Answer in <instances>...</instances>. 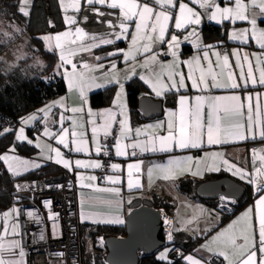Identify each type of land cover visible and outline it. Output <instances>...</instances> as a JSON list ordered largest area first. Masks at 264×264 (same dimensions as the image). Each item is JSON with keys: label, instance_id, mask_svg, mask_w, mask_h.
<instances>
[{"label": "snow or ice", "instance_id": "1", "mask_svg": "<svg viewBox=\"0 0 264 264\" xmlns=\"http://www.w3.org/2000/svg\"><path fill=\"white\" fill-rule=\"evenodd\" d=\"M89 6L91 11L99 16L111 15V13L105 14L100 9L94 7L95 5H106L111 9H119L120 12V24L119 32L114 33L115 39L101 37H91L92 43H85L86 33L80 27L75 28V38H72L73 33L67 31L56 36H45L43 39L48 44V51L59 52V68H64L62 73L63 79L67 83V87L70 91H76L79 93L82 99L81 107L68 108L63 98L60 101L53 102L38 110V113H42V116L37 114H30L27 117H22L20 120L21 127L17 130L11 126L5 127L0 130V137L13 134L14 142L8 153H0V162L6 167V170L14 177L22 175L23 171H28L31 168H39L40 163L36 161L22 160L15 154L16 142H26L29 145H35V147L41 150V158L44 160H54L57 164H62L65 168L72 170V162L65 159L61 149L59 147H53L51 144H46L42 141L41 137H48L55 140L57 145L63 146V148L69 151L85 152L88 150L89 141L84 139L83 124L77 120H72V129L63 127L66 119L64 112L70 111L72 113H79L83 111V104L86 101V91L92 87H104L106 84H118L119 91L117 92L116 100L114 104L118 105L121 109V114L124 111V105L119 104V100L123 95L124 84L121 83L115 60L110 63V69L104 71L101 77L92 75V73L105 69V64L102 61L106 57H118L123 56L124 61H136L137 56H144L145 59L141 67L150 69L152 65L158 63V54L153 51V46L157 43H167L168 51L165 55L170 54L173 58V64L170 66L173 69L179 67L180 63H185L190 66V71L187 77L181 72L172 70L165 71V65L161 64V71L154 72L152 77H146L141 75L140 78L148 83L152 87L157 96L164 95L167 91L173 89L179 91V89L185 88V80L192 82V87L197 91H206L216 88H231L237 89L243 87L247 90L249 85L256 88L257 85L264 87V29H260L257 26V16L264 17V0H229V3L233 6H224L221 8L216 0H191L193 4H199V6L208 12L211 8L212 11L208 14V18L216 20L220 23L224 20H236L247 21L250 25V29H241L234 31L230 35V39L239 40L243 44L249 43V36L260 48L259 53L249 54L244 52L241 56L239 51L233 52L236 57V67L240 69L239 77H235L231 71L228 72L229 83L222 84L217 80V74L209 66L207 73L201 68L200 76L197 79L193 73L191 65L194 63L199 65L200 58L195 57L189 61H179L180 53L177 51L181 43L180 39L175 33L171 34V38L166 40V34L169 32L168 21L170 19L175 20V28L177 30L187 29L189 26L198 25L201 22L202 13H198L189 7L184 0H152V3L141 2V0H84ZM61 8L67 12L69 8L76 12L82 10L81 0H59ZM31 0H19L18 12L24 17L30 16ZM178 7V12L173 9ZM159 9V10H157ZM251 9H258V11L252 12L249 15ZM85 19H87L85 17ZM66 23L74 25L77 23L76 19L71 16H65ZM134 23L135 31L131 33V41L129 49L127 51L123 49H115L112 52H108L106 57L96 56L98 61L95 65H89L82 63L77 65L73 62L71 57H74L78 52H91L94 48H99L102 45H112L115 40H120L129 34L130 24ZM111 27H115L111 21H109ZM18 30V29H17ZM5 36L9 34L4 33ZM191 37H196L198 40V34L195 28L184 37V40H190ZM63 38V39H62ZM53 41L55 43L53 44ZM77 41H80L77 45ZM194 47L199 48L200 45L195 40L191 41ZM72 45H77L73 48ZM212 47V46H205ZM219 56L218 53H214ZM251 57V58H250ZM252 58L255 59V64L252 63ZM203 59H208V52L205 51ZM71 66V71L66 67ZM247 66V71H244ZM135 65L130 69V74L125 79H131L136 75L134 70ZM223 68H230L229 57L225 55L223 57ZM83 69V70H81ZM259 73L257 78L256 73ZM167 75L170 83L163 82V77ZM207 76L211 77L209 83L206 79ZM176 77H179L177 80ZM103 81V83L98 82ZM242 82V84L240 83ZM203 86V87H201ZM258 95H264V93H258ZM195 104L190 103L189 97L181 95L179 97L180 112L177 123V113L169 112V119L167 121V135L151 136L146 141L138 139L140 137L141 130H136V137L132 143H124L125 140L131 139V129L127 124L126 119L119 120L120 133L119 136H114L115 150L117 156H127L129 153L127 149L131 148L133 151L131 155H137L136 150L140 152H173L176 149H198L202 148L205 143L209 146L222 145L230 142L244 141V140H256L259 138L264 141V118L261 117L259 105L256 106L254 111L252 104L250 103L252 96L249 95L246 99L249 100L247 118L245 121V114L243 112L244 105L241 102V96H204L198 95L195 98ZM221 101H228L229 103L221 105ZM207 104V119L204 120V108ZM187 105V107H186ZM63 108L64 112L59 114L58 120H51V124L59 123L61 128L58 132H54L49 127L50 117L54 115V108ZM221 112L229 117L227 123H225L224 117L221 116ZM89 115L92 113L89 111ZM108 119L104 124L99 127H92V141L91 144L95 146V152L97 155L103 152L104 155H108V149L106 145H102L98 134L102 131L103 136L107 138L112 135L111 124L116 119V113L111 110L107 113ZM43 122V131L39 133L35 141L25 134V128L32 125L33 122ZM95 125L94 121H89ZM163 126V122H159L156 125H150L148 127L160 128ZM69 134L71 140H69ZM45 149L47 152L45 154ZM54 153V156H53ZM213 162L211 164L197 159L195 161V170H193L192 162L193 157L187 156L183 158H170L167 165H157L163 172L164 179H176L179 174H191L192 176L202 175L204 171L218 172L221 170L230 171L234 176H237L240 180L246 181L253 187L256 199L254 201L255 212L253 214V208L247 209L237 221H234L228 228L223 229L216 235L212 236L205 244H202L200 248L211 254L212 257L217 259L223 258L222 264H264V149L253 150L252 170L238 167L231 163L228 159L223 158V154L216 152L212 153ZM216 157H220V163L216 162ZM257 161L259 162L257 164ZM141 163L129 164V189H139L142 187L139 177L132 178V170L135 169L137 173L140 172ZM223 166V169L221 167ZM77 168H102L103 165L99 161H92L90 163H84L81 160L75 161ZM119 165L112 164L113 171L119 170ZM153 169H148L149 178H151ZM77 179L80 181L87 180L89 183L82 184L83 187L95 188L92 181L97 180L95 176H87L86 178L80 174H77ZM105 179L112 185L119 184V176H107ZM28 186L16 185L17 191H24ZM51 187V186H49ZM56 187H63L57 185ZM99 191H106L110 193L119 194L120 189L116 187L97 189ZM220 201L222 202L220 207L227 210L229 203H236L235 199H230L226 195H220ZM83 203V202H82ZM111 204L112 202H107ZM45 206L48 207L51 201H45ZM15 213V217H13ZM30 218L39 222V216L31 211L27 212ZM19 209L13 208L9 212L0 214L3 222V231H0V264H25V250L21 245L20 240L14 237L19 235V223H18ZM53 221L52 234L58 235L57 218L58 214L52 213L48 217ZM10 220H15L14 223H9ZM91 220L93 223H123L124 221L116 217H101L97 218L96 214L87 213L82 210L81 222ZM165 224H169L170 221L165 218ZM240 224V227L236 229L234 226ZM180 229H175L179 231ZM8 237H12L8 239ZM166 238L169 242H173L172 230L168 231ZM40 240H44L45 236L41 231ZM175 252L177 256L182 259L185 264H206V262L197 258L192 254L184 255L179 248H165L157 256L158 261L166 262V264H173L169 259V254ZM58 255H63L59 253Z\"/></svg>", "mask_w": 264, "mask_h": 264}, {"label": "crops", "instance_id": "2", "mask_svg": "<svg viewBox=\"0 0 264 264\" xmlns=\"http://www.w3.org/2000/svg\"><path fill=\"white\" fill-rule=\"evenodd\" d=\"M32 1V0H31ZM141 2H148L152 3V0H141ZM185 3L188 4L189 7L193 8L194 11L198 13H202L203 15L201 16V22L198 25H192L189 26L187 29H180L177 30L175 28V20L170 19L168 21L169 25V32L166 34V40L171 38V34L175 33L178 38L180 39L181 43L178 48V52L180 53L179 56V61H189L195 57L200 58L199 65H196L195 63L191 65L192 68V73L193 75L198 79L200 76V71L199 69H203L205 73H207V70L209 66L212 67L213 71L217 74V80L218 82L222 84L229 83L228 81V72L231 71L235 77H239L240 74V69L236 67V57L233 55L234 50L239 51L241 56L243 55L244 52H247L249 54L252 53H259L261 50L259 46L256 44L254 40L251 39L249 36V43L248 44H241L239 40H232L230 39V35L234 31H239L241 29H250L251 25L247 21H240L236 20L235 22L231 20H224L220 23H217L216 20H211L208 18V14L205 12V9L201 8L199 4H193L191 3V0H184ZM59 3V0H58ZM67 3V0H66ZM82 3V11L85 12L84 17L80 15V25L87 34L85 37V43H92L91 37H101L104 36L106 38H112L115 39L114 33L119 32V24H120V12L119 9H111L108 8L106 5H95L94 7L100 9L102 12L105 14L111 13V15H106V16H99L91 9L89 6L84 2V0H81ZM221 8L226 6H233L232 4L229 3V0H220L217 3ZM60 5V3H59ZM61 6V5H60ZM159 10V9H157ZM255 9H251L249 11V15H251L252 12H254ZM173 11L178 12V7L173 9ZM258 11V9H256ZM109 21L112 22V24L115 25V27H111L109 25ZM210 23L213 25H221L222 23H229L230 27L227 30V35H226V40L228 42V45H213L212 47H204L201 43V38L199 34V27L202 25V23ZM264 22V17L257 16V26L260 29H264V24L261 23ZM195 28L196 33L198 34V40L196 37H191L190 40H184V37L188 35L189 32H191ZM135 31V25L134 23L130 24L129 27V34L123 37L120 40H115V43L117 42H124L123 45L119 47H114L110 50H102L100 48H104L109 45H102L99 48H94L92 51L89 52H78V54L74 57H71L74 63L77 65H80L82 63H87L89 65H95L98 63L96 61L95 57L96 56H101V57H106V54L108 52H112L115 49H123L127 51L129 49L130 41H131V33ZM112 33V34H110ZM57 34H61L60 32L58 33H49V34H44L40 36V39L44 45V48L48 51V44L47 42L43 39L45 36H56ZM72 38H75V34L73 33ZM63 39V38H62ZM192 40H195L196 43L200 45L199 48L194 47L193 43L191 42ZM55 41H53V44ZM81 43L80 41H77V45ZM114 43V44H115ZM77 45H72L73 48L77 47ZM113 45V44H112ZM184 45H188L192 47L193 51L189 53L188 55H181V50ZM153 51L158 54L157 59L158 63L154 64L151 66L150 69L141 67L143 64V61L145 59L144 56H137L136 61H128L125 62L124 58L122 55L118 57H106L100 62H103L105 64V69L103 70H98L92 75H95L97 77H101L104 73V71H108L110 69V63L112 60L116 61L117 64V69L116 71L119 74L120 81L121 83L124 84V89H123V95L121 99L119 100V104L124 105V111L123 114H121V109L118 105L114 104V100H116L117 92L119 91V85L118 84H106L104 87H92L90 90L86 91V103L83 104V111L79 113H72L70 111L64 112L63 108H54L53 113L50 117L49 121V127L51 128L52 131L58 132L61 128V125L59 123L56 124H51V120H58L59 114L61 112H64V115L66 117H70L71 119H66L63 127L69 128L70 130L72 129V120L75 119L79 123L83 124V128L80 129L84 131V139L89 141L88 145V150L85 152H75V151H69L66 148H63L61 145H57L55 140L49 139L48 137H41L42 141L46 144H51L53 147H59L61 149V152L63 153V156L65 159L69 160L72 162V170L70 171L69 169L65 168L62 164H57L55 163L54 160H44L41 158V150L35 145H30L34 148L35 153L30 156L22 155L19 154L15 151V154L18 155L22 160H27L29 162L31 161H36L41 164V166L44 165H52L56 167L57 169L61 170L62 172L69 171L72 173L73 176V181L75 184V187L77 189V208H78V224H79V229L82 228V236H83V241L85 239V234L89 232V229L92 226H124L125 224V216L126 214L130 211L131 209V204L135 200H140L142 202L144 201H149L151 198L152 194H157L159 196L168 198L174 205V207L171 209L169 212L170 214L168 215L171 219V225H172V230L175 231V229H180L179 231H184L191 235V237L195 238L198 240V243L194 247L193 251L191 253H184V255L192 254L196 256L197 258L203 259L205 262L209 260L210 258H213L210 253L203 251L200 246L202 244H205L210 238L223 229H226L229 227V225H232L234 221H237L239 217L250 207L253 208V214L255 212L254 208V201L256 199V195L254 194L253 187L249 185L246 181L240 180L237 176H234L232 172L230 171H218V172H209V171H204L202 175H197V176H192L191 174L185 173V174H179L176 179H164L163 178V172L158 168L155 167L157 165H167V162L170 158H183L187 156L193 157V162H192V167L193 170H195V161L197 159H200L204 161L205 163L211 164L213 162L212 158V153H222L223 158L228 159L231 163L235 164L238 167L246 168L248 170H252V161H253V150H260L264 149V141L260 140L257 138L256 140H244V141H237V142H230L227 144H222V145H212L209 146L206 143V136H205V143L202 148L198 149H176L173 152H140L139 149L136 150L137 155L133 156L131 155L132 149L129 148L127 149V152L129 155L127 156H117L116 155V150L115 147L113 149V154H114V162L112 164H117L119 165V170L113 171L111 166L109 169L107 176H119L120 177V183L116 185L110 184L105 178L103 180H99L98 178V173L97 170L98 168H77L75 166V161L76 160H81L84 163H90L92 161H99V157L97 153L95 152V146L91 144L92 141V127L97 126L99 127L100 125L104 124L105 121L108 119L107 113L109 110L112 112L116 113V119L115 121L112 122L111 124V131L116 132L117 136H119L120 133V125H119V120L121 119H126L127 124L131 129V139H127L124 141V143H132L136 137V130L140 129L141 130V135L138 139L141 141H146L149 137L151 136H160V135H167V121L169 119L168 113L175 112L177 113V123L178 121V116L180 112V105H179V97L181 95L189 97L190 103L195 104V97L198 95H204V96H230V95H239L241 96V102L244 105L243 112L245 114V121L247 118V111H248V104L249 100L246 99L249 95L252 96V99L250 103L253 106V109L255 111L256 106L259 105V109L261 112V117L264 118V95H258V93H264V87H260L257 85L256 88L251 87L249 85L248 89L245 90L243 87L237 88V89H231V88H216V89H210L206 91H197L192 87V82L190 80H185L186 87L179 89V91L173 89L172 91H167L164 93L169 92H174L177 93L176 99H175V105L173 107H166L163 105V110H162V115L153 118V119H145V121L136 123V124H131L130 118H129V109L126 101V93H125V84L130 80V79H125L127 75L130 74V69L135 65V72L136 75L132 76V78H138L140 81L144 83V85L148 88V94H141L140 97L142 96H148L156 100H160L163 98L164 95L162 96H157L155 92L153 91L152 87L149 86L148 83H145L144 80L140 78L141 75H145L146 77H152L154 72H159L161 71L160 65L163 64L165 65V71H178L181 72L182 74L185 75V77L188 76L189 71H190V66L185 64V63H180L179 67L173 69L170 67L173 64L174 58L168 54L165 55L168 51V45L167 43L164 44H155L153 46ZM208 52V59L204 60L203 55L204 52ZM50 52V51H49ZM57 57H58V63L54 69V72L57 76L62 77V73L64 71V68H59V52H55ZM214 53H218L219 56L215 55ZM225 55H228L229 57V65L230 68L224 69L223 68V57ZM251 58V57H250ZM252 63L253 65L255 64V59L252 58ZM69 71H71V66L67 65L66 66ZM83 70V69H81ZM244 71H247V66H245ZM256 76L258 78L259 73H256ZM163 82L168 84L170 83L168 81L167 75H165L163 78ZM178 80L179 77H176ZM207 81L210 83L211 82V77L207 76L206 77ZM64 80V79H63ZM103 83V81H98ZM65 86H66V92L57 97L52 99L50 102H48L46 105L52 104L53 102L60 101L63 98L64 104L68 108L72 107H81L82 105V99L79 95L78 92L76 91H70L67 87V83L64 80ZM242 84V82H240ZM109 86H115L116 91L115 95L113 97L112 102L110 105L105 106V107H100V108H94L90 105L89 102V97L91 94L100 91L106 87ZM203 87V86H201ZM162 102V101H161ZM221 105L229 103L228 101H221ZM163 104V103H162ZM44 105V106H46ZM44 106L40 107L39 109L43 108ZM187 107V105H186ZM38 109V110H39ZM38 110H36L32 114H37L38 116H42V113H38ZM89 111L92 113V115H89ZM29 116V115H28ZM221 116L224 117L225 123H227L229 117H226L223 112H221ZM27 117V116H25ZM207 119V104H205L204 108V120L206 122ZM89 121H94L95 125L92 123H89ZM159 122H163V126L160 128H153V127H148L150 125H156ZM20 124V123H19ZM18 124V125H19ZM18 125L16 126L17 129ZM35 125H39L40 130L38 133H32V127ZM43 122H33L32 125L27 126L25 128V134L27 137L33 139L35 141L37 135L43 131ZM15 136V133H14ZM101 136H103L102 131L98 134V138L100 140ZM69 140H71V135L69 134ZM21 143V142H20ZM26 143V142H23ZM29 145V144H28ZM9 149L3 153H8ZM47 152V149H45V154ZM54 156V153H53ZM216 162L220 163V157H216ZM138 162L141 163V169L140 172L137 173L135 169L132 170L133 176L132 178L135 179L137 176L139 177V181L142 185L141 188L139 189H129L128 188V179H129V164H135ZM259 162L257 161V164ZM111 164V165H112ZM40 166V167H41ZM39 167V168H40ZM222 169L223 166L221 165ZM152 168L153 173L151 178H149L148 175V169ZM38 168H31L28 171H23L22 175L25 173H28L30 171H34ZM218 173H224L226 174L225 177H229L239 184L247 185L249 187V196H250V201L244 205L242 208H240L238 211H236L231 217L224 219L220 214H218L212 206H209L205 203L199 202L195 199H193L190 195H186L178 189L177 182L181 179L185 178H191L194 180H202L205 176L207 175H213V174H218ZM77 174H80L84 176L85 178L87 176H95L97 177V180L92 181L91 183L95 185V188H89V187H83L82 184L89 183L86 179L83 181H80L77 179ZM21 176V175H20ZM18 177V176H16ZM111 187H116L120 189L119 194L115 193H110L106 191H99L97 189H106V188H111ZM111 201L112 203L109 204L107 202ZM83 202V203H82ZM15 207V206H13ZM12 208V207H11ZM162 209V208H160ZM159 209V210H160ZM82 210L87 213H93L97 215V218H107V217H120L124 222L123 223H93L91 220H86L84 222H81V212ZM164 210V209H163ZM166 213V212H165ZM3 214V212L1 213ZM15 217V216H13ZM11 222H15V220H11ZM236 229L240 227V224H236L234 226ZM0 231H3V222H2V217H0ZM12 237H8V239H11ZM15 239L18 240V236L14 237ZM90 240V247L92 245V239L88 238ZM173 248L171 245H166L165 248ZM164 248V247H163ZM159 251V250H158ZM157 251V252H158ZM157 254V253H156ZM157 258V255H156ZM174 258H179L176 256L175 252H171L169 254V259L173 260ZM223 260V258L221 257ZM182 260V259H181ZM25 264H27V255L25 253L24 257ZM183 261V260H182ZM184 262V261H183ZM185 263V262H184ZM54 264V263H52ZM106 264V263H105Z\"/></svg>", "mask_w": 264, "mask_h": 264}, {"label": "trees", "instance_id": "3", "mask_svg": "<svg viewBox=\"0 0 264 264\" xmlns=\"http://www.w3.org/2000/svg\"><path fill=\"white\" fill-rule=\"evenodd\" d=\"M19 0H0V19L19 26L21 33L28 37L27 48L31 55L26 60H21L18 66L8 70L5 69V60L9 62L10 55L6 46L0 44V56L5 60L0 61V112L12 118L15 122L14 128L20 123L22 117L28 116L46 105L52 99L63 95L66 92V86L62 77L57 76L54 69L58 63V57L55 52H49L44 48L40 39L41 35L53 33L62 29V16L58 0H32L30 7V16L24 17L18 12ZM264 24V22H261ZM230 24L225 22L221 25L202 23L199 27V34L202 45H228L226 40L227 30ZM124 42H117L113 45L100 48L110 50L114 47L123 45ZM193 51L192 47L184 45L181 55H188ZM36 57L39 63L36 67L29 65V59ZM116 87L109 86L90 95L89 102L94 108H100L110 105L115 95ZM126 101L129 109V118L131 124H136L145 119L142 118L138 110V100L141 94H148V88L138 78H132L125 84ZM177 93H166L161 99L166 107L175 105ZM14 142V133L0 137V153L11 148ZM15 151L19 154L30 156L35 153L32 146L27 143L16 142ZM63 172L52 165H44L40 168L25 173L24 175L14 177L0 162V214L19 203L16 196V185H24L31 179L52 180L57 176H62ZM226 174L218 173L207 175L202 180L191 178L181 179L177 182L180 192L190 195L193 199L214 206L215 200L205 201L196 197V187L204 181L214 180L225 177ZM246 193L236 204V211L242 208L250 201L249 187L244 185ZM151 207L155 209H164L169 215L174 207L173 203L165 197L152 194L149 201ZM235 211V212H236ZM228 217H223L227 219ZM89 232L84 236L92 239L91 248L86 249L80 228V247L81 264H105L106 249L100 245L99 238L106 237H124V226H92ZM173 242L171 246L179 248L183 253H191L198 243V240L191 237L184 231H173ZM156 253L150 256H142L138 264H166L158 261ZM173 264H185L180 258H174Z\"/></svg>", "mask_w": 264, "mask_h": 264}, {"label": "built area", "instance_id": "4", "mask_svg": "<svg viewBox=\"0 0 264 264\" xmlns=\"http://www.w3.org/2000/svg\"><path fill=\"white\" fill-rule=\"evenodd\" d=\"M14 125L15 122L12 118L0 112V130L8 126L14 128ZM39 130V125L32 127V133H38ZM114 136H117L116 132L107 138L104 136L100 138L101 144L107 146L108 155H104L103 152L98 155L99 162L103 165L97 170L99 180L106 177L114 162L113 149L116 143ZM57 185L63 187L58 188ZM22 186L28 187L24 191L16 190L19 203L14 206L19 209L18 240L27 255V264H52L55 262L58 264H81L77 189L72 173L63 172L60 180L31 179ZM219 197L215 199L213 209L222 217L232 216L236 211L237 202L229 203L227 210H224L220 207L222 202ZM45 201H51L50 206L46 207ZM29 211L39 216V222L27 215ZM160 211L162 219L164 217L170 221V230H172L170 217L163 209ZM52 213L58 214V235L55 237L52 234L53 221L48 218ZM41 231L44 233V240L39 239ZM170 244L171 242L167 245ZM59 253L63 255H58ZM222 261L221 258L213 257L207 260L206 264H222Z\"/></svg>", "mask_w": 264, "mask_h": 264}, {"label": "water", "instance_id": "5", "mask_svg": "<svg viewBox=\"0 0 264 264\" xmlns=\"http://www.w3.org/2000/svg\"><path fill=\"white\" fill-rule=\"evenodd\" d=\"M138 110L143 119H153L162 115L163 104L160 100L142 96L138 100ZM61 176L52 178L60 180ZM48 181V180H46ZM244 186L229 177L201 182L195 189L197 198L213 201L220 195L240 201L245 194ZM159 209L151 207L147 201L135 200L125 216V236L106 237V264H138L142 256H150L165 247L166 234Z\"/></svg>", "mask_w": 264, "mask_h": 264}, {"label": "rangeland", "instance_id": "6", "mask_svg": "<svg viewBox=\"0 0 264 264\" xmlns=\"http://www.w3.org/2000/svg\"><path fill=\"white\" fill-rule=\"evenodd\" d=\"M220 0H216V3H218ZM227 1V0H225ZM245 2H247V0H245ZM60 7V13L62 16V23H63V28L60 29L59 31L53 32V33H64L67 31H71L72 33L75 34V28L76 27H81L80 25V15H82L84 17L85 12L84 11H79L76 12L73 9L69 8L67 10V12H65L61 6ZM210 11H212L211 8L208 9L209 13ZM256 11V9L254 10ZM252 14V13H251ZM71 16L74 17L77 21L76 24L74 25H70L68 23H66L65 21V16ZM85 18V17H84ZM18 29V30H17ZM83 29V28H82ZM21 28L13 23H9L7 21H4L3 19H0V44H3L6 46V50L8 52V54L10 55L11 59L9 60V62H7L3 56H0V61L5 60V69H12L15 66H18L21 60H26V58H28L31 54L28 53L29 52V48H27V41H28V37L26 35H23L21 33ZM7 32L9 35L5 36L4 33ZM85 32V31H84ZM112 34V33H110ZM87 36V35H86ZM39 59H37L36 57H31L29 59V65H31L32 67H36L39 63ZM21 127V124L18 125L17 130ZM12 208H8L7 210H5L3 213L5 212H9ZM16 208V207H15ZM13 216H15V213H13ZM3 219V218H2ZM9 223H13L11 222V220L9 221ZM103 238H99L98 242L100 245H103L102 242ZM90 240L87 238V236H85L84 239V245L86 247V249H88L90 247ZM165 247L160 249L157 252V256L159 255L160 252L164 251ZM54 264H58V263H54Z\"/></svg>", "mask_w": 264, "mask_h": 264}, {"label": "bare ground", "instance_id": "7", "mask_svg": "<svg viewBox=\"0 0 264 264\" xmlns=\"http://www.w3.org/2000/svg\"><path fill=\"white\" fill-rule=\"evenodd\" d=\"M140 113V112H139ZM235 181V180H234ZM238 183V182H237ZM240 185H242V184H240ZM244 186V185H243ZM245 188V187H244ZM245 193H246V191H245ZM239 202V201H238ZM161 212V211H160ZM168 220V219H167ZM162 221L164 222V227H163V229H164V232H165V234H167V232L168 231H170V226H169V224H165V218L163 217V219H162ZM166 242L167 243H170L168 240H167V238H166Z\"/></svg>", "mask_w": 264, "mask_h": 264}]
</instances>
